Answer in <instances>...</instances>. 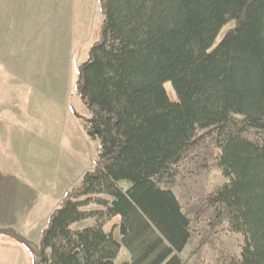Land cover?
I'll list each match as a JSON object with an SVG mask.
<instances>
[{"label":"trees","instance_id":"trees-1","mask_svg":"<svg viewBox=\"0 0 264 264\" xmlns=\"http://www.w3.org/2000/svg\"><path fill=\"white\" fill-rule=\"evenodd\" d=\"M100 6V40L77 78L90 115L77 119L99 159L51 215L42 263L115 264L124 246L123 264H185L196 235L226 228L241 251L216 264H264V0ZM213 169L225 181L206 195ZM116 217L120 241L105 232Z\"/></svg>","mask_w":264,"mask_h":264},{"label":"rangeland","instance_id":"rangeland-1","mask_svg":"<svg viewBox=\"0 0 264 264\" xmlns=\"http://www.w3.org/2000/svg\"><path fill=\"white\" fill-rule=\"evenodd\" d=\"M22 2V7L17 6L16 40L0 33V59L6 58L0 63V178L6 181L0 242L22 252L21 264H43L41 241L51 215L81 185L85 174L95 170L99 159V140L87 136L77 119L90 116L77 95V78L100 40L104 16L100 0ZM231 26L222 29L212 48ZM165 88L170 100L176 101L172 83ZM224 181L221 172L213 169L206 195ZM187 183L195 189L196 183ZM186 191L188 200L191 193ZM93 223L88 219L72 228ZM105 232L120 241V217L110 221ZM242 241L226 228L214 234L201 232L180 257L185 264H216L222 255L238 256ZM129 260L122 246L115 264Z\"/></svg>","mask_w":264,"mask_h":264},{"label":"crops","instance_id":"crops-1","mask_svg":"<svg viewBox=\"0 0 264 264\" xmlns=\"http://www.w3.org/2000/svg\"><path fill=\"white\" fill-rule=\"evenodd\" d=\"M22 1L23 0H0V33L5 31V34L7 36L9 35L13 40H16L17 38V29L18 24L20 23L18 20L20 16L17 18V6L22 7ZM10 27H12L11 30H9ZM5 61L6 58L4 60L0 59V63H4ZM5 187L6 181L0 178L1 211L2 208L5 210V204H2V201L6 199ZM21 253L22 252L20 250L0 242V264H21Z\"/></svg>","mask_w":264,"mask_h":264}]
</instances>
